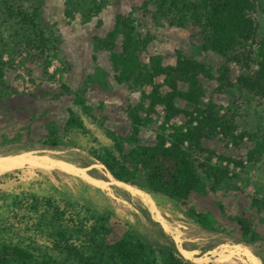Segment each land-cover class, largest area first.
Instances as JSON below:
<instances>
[{
	"label": "rangeland",
	"instance_id": "rangeland-1",
	"mask_svg": "<svg viewBox=\"0 0 264 264\" xmlns=\"http://www.w3.org/2000/svg\"><path fill=\"white\" fill-rule=\"evenodd\" d=\"M97 4L99 11L88 16L76 0H0V158L30 155L65 163L78 172L25 167L0 174V244L11 241L27 249L33 263L70 264L54 248V230L59 229L79 241L91 234L103 252L116 259L137 240L172 251L187 264H253L246 253L255 264H264V154L250 156L257 143H264V110L260 100L241 87L247 73L203 51L196 30L175 25L178 14L169 3ZM263 11L264 0H259L253 16L257 43L264 38ZM124 21L133 29L130 44L124 37L128 30L121 29ZM40 34L51 48H38ZM146 39L150 41L143 48ZM178 54L205 66L210 74L200 77L203 99L198 107L176 101L171 127L203 112L229 129L205 133L198 147L194 141L185 147L203 191L170 200L151 194L144 177L122 167L135 186L125 185L151 199L161 218L179 233L175 241L147 203L113 186L115 180L97 160L110 156L123 164V155L136 149L124 141L135 133L138 146L154 145L163 110L146 117L144 96L165 89L161 78L150 83L143 69L154 55L170 66ZM127 56L135 60L137 88L118 86L113 79L110 58ZM69 118L83 130L65 128ZM111 137L121 141L122 154ZM206 163L220 175L227 172V178L218 185L207 180L198 168ZM43 200L59 208L61 220H50ZM179 248L200 261H186ZM9 259V264H19ZM150 261L164 264L157 253Z\"/></svg>",
	"mask_w": 264,
	"mask_h": 264
},
{
	"label": "trees",
	"instance_id": "trees-1",
	"mask_svg": "<svg viewBox=\"0 0 264 264\" xmlns=\"http://www.w3.org/2000/svg\"><path fill=\"white\" fill-rule=\"evenodd\" d=\"M84 5L88 16L99 11L97 0H76ZM162 4H168L177 14L175 25L190 26L196 30L203 40V51L211 53L219 58H225L228 62L236 64L243 70L246 76L243 78L242 89L257 98L264 110V38L256 42L257 25L253 16L259 9V0H157ZM264 13V11H263ZM26 18V17H25ZM27 19V18H26ZM29 19V18H28ZM121 29L128 30L124 37L126 44H130V32H133L128 21L121 23ZM146 39L142 43L144 48L149 43ZM51 42L40 34L38 48H51ZM255 52V57L254 52ZM113 79L118 86H128L129 89L137 88V73L135 60L131 56L110 58ZM144 76L150 83L155 78H161L164 91L153 89L148 95H143L147 101L146 117L158 116L157 110H163L161 124L158 126L155 143L153 146H138L135 134L124 141L135 145L136 149L123 155L121 164L116 159L106 156L97 161L104 167L108 174L117 182L129 186L133 185L126 177L123 165L130 168L134 174L139 173L144 177L146 189L151 194H159L170 200H181L189 193H201L203 191L201 181L185 147L194 141L198 147L201 137L210 131H229L228 127L221 125L214 118L197 112L189 116L185 123L177 128L170 125L171 115L174 112L176 101H182L195 108L203 99V86L200 77H206L210 71L205 66L178 54L173 65H163V59L154 55L148 59V65L143 69ZM0 70V79H1ZM68 93V89L64 88ZM78 101H76L77 103ZM65 128H78L83 130L81 123L69 118ZM115 149L122 154L121 141L111 137ZM264 154V143H257L250 156L260 157ZM210 157L214 153H209ZM237 168L241 164L231 159L218 158ZM204 177L218 185L227 178V172L220 175L219 170L208 163L198 165ZM37 201V200H36ZM35 201V202H36ZM46 208L51 211V221L62 219V213L49 200H43ZM37 203V202H36ZM243 233L248 234V229L238 222ZM98 234L94 231V234ZM54 248L63 253L70 264H153L150 259L157 253L163 258L164 264H187L174 252L166 249L156 250L147 247L137 240L124 248L121 259L108 257L96 243L94 236L87 234L82 240L73 237L67 231L54 230ZM76 240V243L73 242ZM78 240V241H77ZM9 258L19 264L33 263V257L27 249L18 247L11 241L0 244V264H9ZM49 264V263H40Z\"/></svg>",
	"mask_w": 264,
	"mask_h": 264
},
{
	"label": "bare ground",
	"instance_id": "bare-ground-1",
	"mask_svg": "<svg viewBox=\"0 0 264 264\" xmlns=\"http://www.w3.org/2000/svg\"><path fill=\"white\" fill-rule=\"evenodd\" d=\"M25 167L35 168V169L37 168V169H43V170H45L46 168H56L59 171L65 174H70V175L78 173L77 170H75L72 166L67 165L65 163L52 162V161H49L48 159H43V158L36 159L30 155H17V156H12V157H1L0 158V174L20 170ZM113 186L131 195L137 196L141 199L142 202L147 203L150 206L151 212L155 214L156 220L159 221V224L161 228L163 229V231L172 235L173 239L175 241H178L179 233L175 229H172L169 226V224L161 218L153 202L147 195L140 194L138 191L131 189L125 184L119 183L116 181L113 182ZM179 253L186 261H190L192 263H198L200 261L199 259L195 258L191 253L184 250V248H179ZM246 254L249 257V259L252 261V263L255 264L256 260L249 253H246ZM231 255L233 254L230 253L229 257ZM224 258L225 257H222L221 255H219L220 261L224 260Z\"/></svg>",
	"mask_w": 264,
	"mask_h": 264
}]
</instances>
